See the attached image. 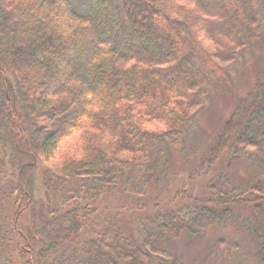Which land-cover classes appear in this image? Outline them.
Returning a JSON list of instances; mask_svg holds the SVG:
<instances>
[{"label":"trees","instance_id":"1","mask_svg":"<svg viewBox=\"0 0 264 264\" xmlns=\"http://www.w3.org/2000/svg\"><path fill=\"white\" fill-rule=\"evenodd\" d=\"M170 2L0 0V264H184L168 246L213 226L242 233L264 264V77L205 160H256L253 181L222 175L137 230L116 216L89 229L95 200L133 170L143 196L185 142L199 99L182 59L221 74L217 58L242 43L234 16L254 20L253 0H195L181 6L188 30Z\"/></svg>","mask_w":264,"mask_h":264},{"label":"rangeland","instance_id":"2","mask_svg":"<svg viewBox=\"0 0 264 264\" xmlns=\"http://www.w3.org/2000/svg\"><path fill=\"white\" fill-rule=\"evenodd\" d=\"M194 3L195 0H171L168 6L171 16L180 19L188 30L191 29L186 25L185 9L181 6H193ZM253 4L254 20L234 16L242 43L235 58H217L222 66L221 74L203 69L200 59L193 56L182 59L195 72L199 103L193 108V121L183 145L167 148L166 168L160 178L151 181L143 196H139L133 191L137 171L126 173L117 185L92 204L97 208V214L91 221L90 230L100 229L104 220L112 216L118 217L126 230H137L157 211L177 209L187 204L189 197L207 195L213 178L224 175L229 186H246L257 176L256 160L246 157L231 161L226 154L209 169L205 163L239 101L264 77V0H253ZM41 98L39 95L38 100ZM183 189L185 193L180 192ZM178 192L182 195L175 199ZM11 204L10 200L5 206L10 209ZM33 235L38 236V232ZM168 253L184 264H260L251 240L234 228L219 226L196 235H181L168 246Z\"/></svg>","mask_w":264,"mask_h":264}]
</instances>
